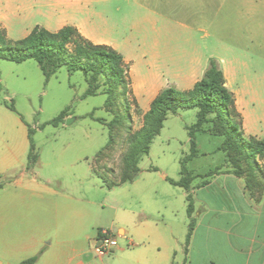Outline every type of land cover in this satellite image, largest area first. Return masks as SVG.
Here are the masks:
<instances>
[{"label": "rangeland", "instance_id": "1", "mask_svg": "<svg viewBox=\"0 0 264 264\" xmlns=\"http://www.w3.org/2000/svg\"><path fill=\"white\" fill-rule=\"evenodd\" d=\"M73 24L81 25L92 40L105 42L124 56L143 104L147 101L143 95L152 84L185 91L204 77L210 61L215 60L236 96L244 134L264 139V0H0V29L13 42L28 36L38 25L57 31ZM87 88L82 71L70 73L62 67L47 82L35 60H0V142L8 139L9 132L3 128L8 126L15 166L12 176L19 171L15 157L20 159L24 145L21 160L28 162L29 127L40 172L57 173L61 160L69 161L75 171L88 172L89 163L104 152L92 163L103 179L90 177L80 186L91 189L98 211L104 210L111 218L124 209L151 206L155 200L162 205L171 200L176 209H184L185 201L180 197L184 190L167 178L180 179L181 161L191 154L187 127L197 122V110L169 115L149 155L140 160L135 181L118 185L130 148L127 139L143 128L144 111L137 99L130 98V111L124 101H116L120 105L114 115L119 126L111 128L114 144H110V130L103 124L113 120L105 109L108 96L82 99ZM69 107L71 117L63 124H47ZM210 128L208 123L204 132L197 134L199 153L188 162V169L234 175L239 169L250 193L262 192L264 159L257 161L256 171L247 162L238 166L230 163L222 149L224 138L210 133ZM107 148L109 152H105ZM186 216L181 212L176 223L184 244L189 232V226L182 222ZM183 259L180 252L176 264Z\"/></svg>", "mask_w": 264, "mask_h": 264}, {"label": "crops", "instance_id": "2", "mask_svg": "<svg viewBox=\"0 0 264 264\" xmlns=\"http://www.w3.org/2000/svg\"><path fill=\"white\" fill-rule=\"evenodd\" d=\"M72 26L94 43L106 44L92 40L81 25ZM200 80L193 81L185 91ZM132 87L144 114L167 88L152 84L143 95L147 100L143 104L133 84ZM3 128L9 135L0 142V176L4 179L0 187V264H22L36 256V264H176L180 252L185 258L180 264H264V193L260 200L254 198L243 177H208V173L192 170L197 176L190 191L195 227L186 252L183 237L176 232L181 212L187 215L182 222L190 224L186 190L180 196L185 201L182 210L176 209L168 197L170 202L163 205L155 200L151 206L141 205L135 211L124 209L111 218L104 210L98 211L91 189L80 186L90 177L101 178L93 169L96 158L84 173L63 160L57 162V173L40 172L38 164L29 171V161L21 160L24 145L20 159L15 157L19 171L12 176L15 166L12 167L11 130ZM101 230H111L120 244L107 258H97L93 250Z\"/></svg>", "mask_w": 264, "mask_h": 264}, {"label": "trees", "instance_id": "3", "mask_svg": "<svg viewBox=\"0 0 264 264\" xmlns=\"http://www.w3.org/2000/svg\"><path fill=\"white\" fill-rule=\"evenodd\" d=\"M0 60L15 63L35 60L47 82L62 67H66L70 73L82 71L88 84L82 99L102 94L108 96L105 109L112 114L113 120L109 124L100 121L110 130V144H114L111 128L113 125L119 126L114 113L117 105H120L116 101L120 99L124 101L127 111H130V98H134V95L130 66L125 62L123 55L113 47L94 43L72 25H66L56 32L38 25L28 36L16 42L10 41L6 31L0 29ZM11 109L14 110V107L11 106ZM190 109L197 110V122L187 127L191 154L181 161V179L178 181L169 180L174 186L188 192L187 211L190 225L186 239V252L189 249L195 227L194 199L190 191L192 183L197 177L188 169L187 164L198 156L197 134L204 132V126L210 123V133L224 138L222 149L226 153L228 161L234 165L238 166L242 162H247L251 170L256 171L259 169L257 161L264 159V139L244 134V119L237 107L236 96L228 87L224 71L215 60H211L204 77L191 90L181 91L175 87H168L152 101L149 111L143 115V128L127 139L130 148L124 156L125 169L122 174V182L118 185L131 183L137 178L140 173V160L149 155L151 145L161 134L169 115H177L179 111ZM70 112L71 107L47 124L58 127L65 122ZM32 136L33 130L30 129L29 171L39 163V155L36 153ZM109 151L110 148H107L105 152ZM103 153L97 155L94 162L100 160ZM212 175L214 174L210 173L207 176ZM235 175L242 177V172L238 169ZM98 176L102 178L100 174ZM0 179L3 177L0 176ZM3 185L4 182H0V187ZM108 187L112 188L110 185ZM247 188L251 191L249 185ZM260 189L262 192L255 196L252 193L257 200H260L264 193V187H260ZM38 259L39 256H36L22 264H36Z\"/></svg>", "mask_w": 264, "mask_h": 264}, {"label": "built area", "instance_id": "4", "mask_svg": "<svg viewBox=\"0 0 264 264\" xmlns=\"http://www.w3.org/2000/svg\"><path fill=\"white\" fill-rule=\"evenodd\" d=\"M119 246L118 238L111 230H101L96 238L93 250L97 258H107L118 250Z\"/></svg>", "mask_w": 264, "mask_h": 264}, {"label": "water", "instance_id": "5", "mask_svg": "<svg viewBox=\"0 0 264 264\" xmlns=\"http://www.w3.org/2000/svg\"><path fill=\"white\" fill-rule=\"evenodd\" d=\"M72 122L71 121H69V124H71Z\"/></svg>", "mask_w": 264, "mask_h": 264}]
</instances>
